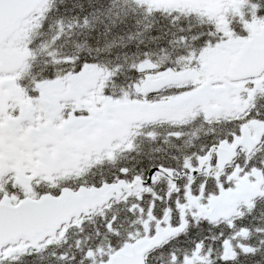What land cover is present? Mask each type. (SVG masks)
I'll return each instance as SVG.
<instances>
[{"label": "snow or ice", "instance_id": "snow-or-ice-1", "mask_svg": "<svg viewBox=\"0 0 264 264\" xmlns=\"http://www.w3.org/2000/svg\"><path fill=\"white\" fill-rule=\"evenodd\" d=\"M0 264H264V0H0Z\"/></svg>", "mask_w": 264, "mask_h": 264}]
</instances>
